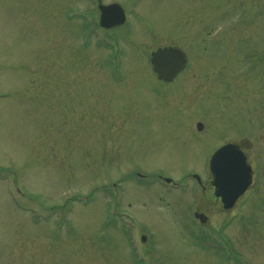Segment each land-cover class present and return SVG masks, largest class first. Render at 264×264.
Wrapping results in <instances>:
<instances>
[{
	"label": "rangeland",
	"instance_id": "374dc122",
	"mask_svg": "<svg viewBox=\"0 0 264 264\" xmlns=\"http://www.w3.org/2000/svg\"><path fill=\"white\" fill-rule=\"evenodd\" d=\"M101 3L126 24L100 31L96 0H0V264H264V0ZM168 45L188 64L163 84ZM226 142L254 185L224 214L203 202L201 228L157 177L209 179Z\"/></svg>",
	"mask_w": 264,
	"mask_h": 264
},
{
	"label": "water",
	"instance_id": "95a60500",
	"mask_svg": "<svg viewBox=\"0 0 264 264\" xmlns=\"http://www.w3.org/2000/svg\"><path fill=\"white\" fill-rule=\"evenodd\" d=\"M99 25L104 29L120 26L125 14L118 4L98 5ZM186 56L178 48H159L150 54V65L159 81L170 83L186 65ZM197 129L202 126L197 124ZM209 170L215 196L220 197L223 207L229 209L252 182V171L245 155L238 146L227 144L218 149L210 158ZM197 218V217H196Z\"/></svg>",
	"mask_w": 264,
	"mask_h": 264
},
{
	"label": "flooded vegetation",
	"instance_id": "af4514ba",
	"mask_svg": "<svg viewBox=\"0 0 264 264\" xmlns=\"http://www.w3.org/2000/svg\"><path fill=\"white\" fill-rule=\"evenodd\" d=\"M124 24H126V21H125ZM124 24L121 25V26L110 28V29H104V30L99 29V30L103 31V32L114 31L115 29L122 28V26H124ZM164 47H176V48H179L180 50H182L180 47L175 46V45H168V46H164ZM183 53L185 54V56L187 58L186 53L184 51H183ZM187 63H188V61H187ZM186 68H187V64L182 69V71H184ZM151 71H152V67H151ZM152 73H153V71H152ZM180 73H178V75L174 78V80H176V78L180 75ZM155 77L157 79L156 75H155ZM174 80L172 82H170V83H163L161 81H159V82H161L163 84H171V83L174 82ZM226 143H230V142H226ZM226 143H224V144H226ZM224 144H221L220 146H218L217 149L220 148ZM190 179H187V178L186 179H182V181H179V182H176V183H171V184L163 183L162 179H158L157 181L162 186H164L167 191H172L173 190V191H178V192L182 191V192H185V193L187 191L189 192V196H187L188 198H186L188 200L186 208H187V211L191 214L192 217H194V215H200V216H203L205 218V221L202 224L199 223V226L201 228L205 227L206 224L209 225V226L215 225V223L211 221L208 212L203 209V202L207 203V202L211 201L213 203H216V206L218 207L219 212L224 214V213L232 210L235 207V205L237 204V202L241 199L240 198L239 200H237L232 208L225 209L223 207V204H222L220 198L215 196V190H214V187L212 186V178L211 177H209V179L207 178V180H205V181L202 180L200 177H198V178L191 177ZM141 180H146V178L143 176V177H141ZM188 180L193 181L194 183L188 184L187 183ZM185 188H187V189L185 190ZM207 206L210 207V205H207ZM115 217H116V219H118V218H127L128 219L131 216L129 214H126L125 212L119 211V212L115 213ZM216 233L218 235H224L222 231H221V233H218V230H217ZM146 237L147 236L145 234H142L139 229L137 230V232H136V234L134 236H129L128 243H129V245L131 244L130 246H132L133 254L135 255V257L137 259L140 257V256H138L139 255L138 247L141 246L142 243L147 241ZM221 239L225 240L226 237H221ZM225 243H227V241H225ZM141 259H143V258H141ZM233 260H235V259H233ZM235 261H237L239 264H256V263H253L251 259H242V260L238 259V260H235Z\"/></svg>",
	"mask_w": 264,
	"mask_h": 264
}]
</instances>
